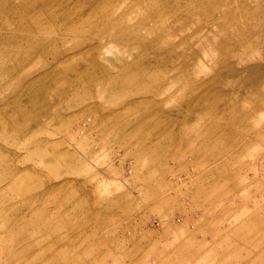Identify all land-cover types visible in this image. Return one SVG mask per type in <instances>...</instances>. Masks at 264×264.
Instances as JSON below:
<instances>
[{"label": "rangeland", "instance_id": "374dc122", "mask_svg": "<svg viewBox=\"0 0 264 264\" xmlns=\"http://www.w3.org/2000/svg\"><path fill=\"white\" fill-rule=\"evenodd\" d=\"M0 264H264V0H0Z\"/></svg>", "mask_w": 264, "mask_h": 264}]
</instances>
